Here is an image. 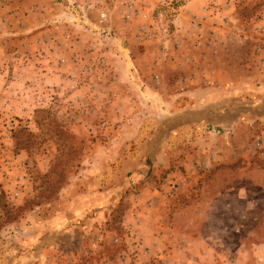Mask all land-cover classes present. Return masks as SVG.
<instances>
[{"label": "rangeland", "instance_id": "1", "mask_svg": "<svg viewBox=\"0 0 264 264\" xmlns=\"http://www.w3.org/2000/svg\"><path fill=\"white\" fill-rule=\"evenodd\" d=\"M0 264H264V0H0Z\"/></svg>", "mask_w": 264, "mask_h": 264}]
</instances>
